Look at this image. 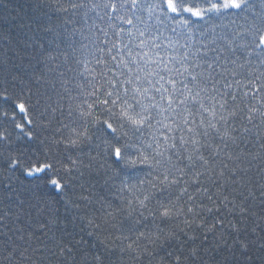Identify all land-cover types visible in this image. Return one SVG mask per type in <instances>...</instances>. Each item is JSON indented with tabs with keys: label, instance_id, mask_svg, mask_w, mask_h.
Listing matches in <instances>:
<instances>
[{
	"label": "snow or ice",
	"instance_id": "obj_1",
	"mask_svg": "<svg viewBox=\"0 0 264 264\" xmlns=\"http://www.w3.org/2000/svg\"><path fill=\"white\" fill-rule=\"evenodd\" d=\"M33 7L0 55V264H264V0Z\"/></svg>",
	"mask_w": 264,
	"mask_h": 264
},
{
	"label": "trees",
	"instance_id": "obj_2",
	"mask_svg": "<svg viewBox=\"0 0 264 264\" xmlns=\"http://www.w3.org/2000/svg\"><path fill=\"white\" fill-rule=\"evenodd\" d=\"M36 3L37 0H0V55L6 47H15L22 37V29L19 27L21 22L26 23L30 18L47 20L48 17L44 16L40 9H34ZM13 17L16 18L15 21ZM5 36L9 37L7 45Z\"/></svg>",
	"mask_w": 264,
	"mask_h": 264
}]
</instances>
